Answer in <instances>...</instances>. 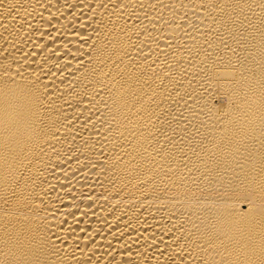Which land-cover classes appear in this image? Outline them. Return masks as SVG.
I'll use <instances>...</instances> for the list:
<instances>
[{
  "label": "bare ground",
  "instance_id": "6f19581e",
  "mask_svg": "<svg viewBox=\"0 0 264 264\" xmlns=\"http://www.w3.org/2000/svg\"><path fill=\"white\" fill-rule=\"evenodd\" d=\"M0 264H264V0H0Z\"/></svg>",
  "mask_w": 264,
  "mask_h": 264
}]
</instances>
